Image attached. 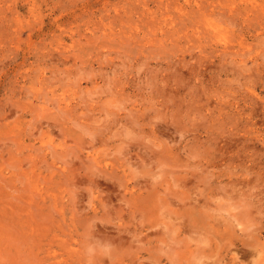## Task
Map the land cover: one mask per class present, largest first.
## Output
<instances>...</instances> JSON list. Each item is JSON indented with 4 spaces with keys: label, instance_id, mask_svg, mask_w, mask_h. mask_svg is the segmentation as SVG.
Segmentation results:
<instances>
[{
    "label": "rangeland",
    "instance_id": "1",
    "mask_svg": "<svg viewBox=\"0 0 264 264\" xmlns=\"http://www.w3.org/2000/svg\"><path fill=\"white\" fill-rule=\"evenodd\" d=\"M0 264H264V0H0Z\"/></svg>",
    "mask_w": 264,
    "mask_h": 264
}]
</instances>
